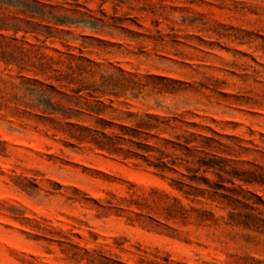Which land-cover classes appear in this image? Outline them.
Listing matches in <instances>:
<instances>
[{
    "label": "rangeland",
    "instance_id": "obj_1",
    "mask_svg": "<svg viewBox=\"0 0 264 264\" xmlns=\"http://www.w3.org/2000/svg\"><path fill=\"white\" fill-rule=\"evenodd\" d=\"M0 41V264H264V0H0Z\"/></svg>",
    "mask_w": 264,
    "mask_h": 264
},
{
    "label": "trees",
    "instance_id": "obj_2",
    "mask_svg": "<svg viewBox=\"0 0 264 264\" xmlns=\"http://www.w3.org/2000/svg\"><path fill=\"white\" fill-rule=\"evenodd\" d=\"M58 21V20H56ZM58 23H64V22H58ZM87 23H90V24H97V21H91V22H87ZM15 30L17 31L19 28L18 26H14ZM1 42V41H0ZM7 44H0V48H3V47H6ZM2 55H6V51H2ZM79 66L77 65L75 67L78 68ZM72 68V66L70 67ZM75 69H72V70H75ZM80 69V68H78ZM61 76H58L57 79L61 80ZM77 83H80V85L78 86V88L73 91L74 93H78L82 90H89L90 92L89 93H93L95 91H97L96 89L97 88H93L89 85H85L81 79H77L76 80ZM149 118H151L149 116ZM101 121V120H99ZM158 125L157 124H152L151 122H149L148 120L146 121H139L137 122V124L132 127V128H125L123 126H121V130H123V132L121 134H118V135H106L103 130H100V129H97V146L101 149H105V150H108V151H121L120 148H117V139H124L125 140V137L124 135H129L131 138H129L128 140L131 142L132 146H134L136 149H140V150H144V151H150L151 149L149 148V146L147 144H143L141 143L140 141H135L133 140L132 138H135L137 137L141 132L143 133H148L152 128H157ZM96 134V132H95ZM185 143H189L188 141L185 142ZM127 153L128 155H135V156H142L143 158L144 155H141L139 154L137 151H134V150H130L128 149L127 150ZM200 167H204V170L207 171L209 169H216L218 171H223V168L218 164V163H215L213 159H205V158H202L200 161ZM215 165H218V166H215ZM154 167H157V168H160V169H164L166 166V164L160 160L159 163L157 164H153ZM182 176H185V175H182ZM255 177L254 179H259V180H256L257 182L261 183V184H264V178H259V176H253ZM248 179H251V178H246L244 181L248 182V181H252V180H248ZM176 182H178L179 184H184V179H180V180H177Z\"/></svg>",
    "mask_w": 264,
    "mask_h": 264
}]
</instances>
